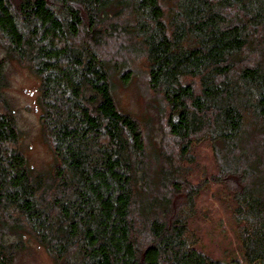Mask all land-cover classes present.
<instances>
[{"label": "trees", "instance_id": "16d2710c", "mask_svg": "<svg viewBox=\"0 0 264 264\" xmlns=\"http://www.w3.org/2000/svg\"><path fill=\"white\" fill-rule=\"evenodd\" d=\"M0 47V264L28 238L55 264H264V0H0ZM124 51L145 57L167 105L153 156L114 98ZM8 59L40 80L48 172L17 146ZM203 142L235 203L241 260L198 248L194 189L179 204Z\"/></svg>", "mask_w": 264, "mask_h": 264}, {"label": "rangeland", "instance_id": "374dc122", "mask_svg": "<svg viewBox=\"0 0 264 264\" xmlns=\"http://www.w3.org/2000/svg\"><path fill=\"white\" fill-rule=\"evenodd\" d=\"M4 57L5 51L0 47V59ZM118 60L113 61L120 65H114L111 70L114 98L121 111L136 117L146 138L148 152L153 156L166 129L167 105L161 95L149 86L144 56L124 51ZM5 72L8 86L4 96L19 129L17 146L36 172H48L54 157L40 118V80L32 68L15 59L6 60ZM126 72L131 76L128 81L122 78ZM166 139L168 142L167 135ZM169 144L171 146V140ZM182 165L187 186L179 196V204H185L190 191H196L189 227L199 238L198 248L217 260H241L237 225L232 215L235 203L227 184L213 179L218 168L211 145L208 142L195 145ZM14 264L55 262L43 247L28 238Z\"/></svg>", "mask_w": 264, "mask_h": 264}]
</instances>
